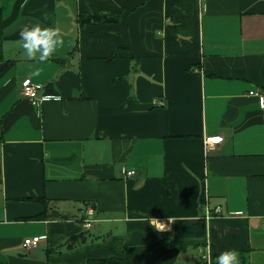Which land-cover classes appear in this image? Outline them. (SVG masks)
Listing matches in <instances>:
<instances>
[{
	"label": "crops",
	"instance_id": "crops-1",
	"mask_svg": "<svg viewBox=\"0 0 264 264\" xmlns=\"http://www.w3.org/2000/svg\"><path fill=\"white\" fill-rule=\"evenodd\" d=\"M26 24L64 45L28 57ZM0 65V264H264V0H0Z\"/></svg>",
	"mask_w": 264,
	"mask_h": 264
},
{
	"label": "built area",
	"instance_id": "built-area-1",
	"mask_svg": "<svg viewBox=\"0 0 264 264\" xmlns=\"http://www.w3.org/2000/svg\"><path fill=\"white\" fill-rule=\"evenodd\" d=\"M19 86H20V93L22 97L27 98L32 104L39 103L43 99L58 98V96H54V95L40 94L42 85L38 82L31 80L29 77L23 78ZM248 93L250 95H254L257 97L258 104L260 105V107L264 106V92L258 91V90H250L248 91ZM223 139L224 137L220 133L204 134L202 137V146H203L204 151L206 152L208 149H212V148L219 146V144L222 143ZM120 170L123 176H130V175L135 174L134 169H126L125 167H121ZM0 179H1V176H0ZM219 211L220 209L218 206L214 207L212 210H209L208 208H206L204 217L209 218L213 214H217ZM94 220L95 219L93 217V209L91 206H87L84 214L82 215L80 219L82 226L86 229H89L93 226ZM42 237L44 236L35 235L32 237H25L22 240V246L27 249L35 247L38 244V240H40ZM198 251L200 254V258L206 264H211L210 262L212 260V255L210 253V250L208 249L207 244H204V246H199Z\"/></svg>",
	"mask_w": 264,
	"mask_h": 264
},
{
	"label": "clouds",
	"instance_id": "clouds-1",
	"mask_svg": "<svg viewBox=\"0 0 264 264\" xmlns=\"http://www.w3.org/2000/svg\"><path fill=\"white\" fill-rule=\"evenodd\" d=\"M19 39L27 56L39 60H44L64 45L57 29L41 24L24 25L19 32ZM164 228V223L157 221L156 229ZM216 264H239L238 255L233 250L223 251L216 257Z\"/></svg>",
	"mask_w": 264,
	"mask_h": 264
},
{
	"label": "trees",
	"instance_id": "trees-1",
	"mask_svg": "<svg viewBox=\"0 0 264 264\" xmlns=\"http://www.w3.org/2000/svg\"><path fill=\"white\" fill-rule=\"evenodd\" d=\"M99 18H100V16L98 14H90V15H86L84 17H81L80 21H82L83 19H86V20H90V19L99 20ZM37 199H39L40 201H42L43 203L46 204V210H44L43 212L33 216L32 218H43L44 216H46L48 200L43 198V197H40V198H37ZM198 263L199 264H206L202 259H200ZM210 263L211 264H216V260H214L213 257H212V260H211ZM86 264H127V261H126V259L116 258V257H108V258H103L102 257V258H91V259H89L87 261Z\"/></svg>",
	"mask_w": 264,
	"mask_h": 264
}]
</instances>
